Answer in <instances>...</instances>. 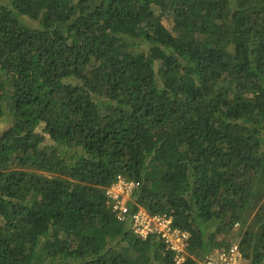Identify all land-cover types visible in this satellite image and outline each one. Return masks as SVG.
Returning <instances> with one entry per match:
<instances>
[{
	"label": "trees",
	"instance_id": "1",
	"mask_svg": "<svg viewBox=\"0 0 264 264\" xmlns=\"http://www.w3.org/2000/svg\"><path fill=\"white\" fill-rule=\"evenodd\" d=\"M8 118L0 264H177L117 218L119 176L190 233L183 264H264V0H0Z\"/></svg>",
	"mask_w": 264,
	"mask_h": 264
},
{
	"label": "built area",
	"instance_id": "2",
	"mask_svg": "<svg viewBox=\"0 0 264 264\" xmlns=\"http://www.w3.org/2000/svg\"><path fill=\"white\" fill-rule=\"evenodd\" d=\"M139 185V182L119 176L117 181L106 188V196L111 200L117 218L124 221L130 214L132 228L137 235L143 239L151 235L158 236L167 248L174 252L176 263L183 264L189 254L190 233L174 224L172 214H151L141 207L136 212H130L128 202ZM216 252L215 257H208L200 264H242L244 260L238 242L233 243L226 250L219 249Z\"/></svg>",
	"mask_w": 264,
	"mask_h": 264
},
{
	"label": "rangeland",
	"instance_id": "3",
	"mask_svg": "<svg viewBox=\"0 0 264 264\" xmlns=\"http://www.w3.org/2000/svg\"><path fill=\"white\" fill-rule=\"evenodd\" d=\"M29 23H32L30 20L26 19ZM164 24L166 25L167 28H171L172 27V18L171 17H166L164 19ZM10 124V120L9 118L8 119H4L1 121L0 123V132L6 128L7 126H9ZM132 199V198H131ZM249 219L252 218V216L248 217ZM244 229L245 228H242L240 225L234 227L232 233H231V236L229 237L230 240H240L243 236V233H244ZM200 262V261H199ZM200 264V263H199ZM242 264H249L248 260L244 259L242 261Z\"/></svg>",
	"mask_w": 264,
	"mask_h": 264
}]
</instances>
